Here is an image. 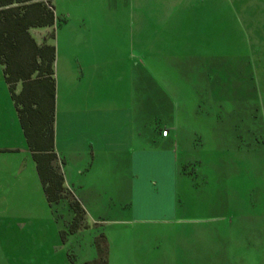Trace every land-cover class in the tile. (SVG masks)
I'll use <instances>...</instances> for the list:
<instances>
[{"label":"rangeland","instance_id":"374dc122","mask_svg":"<svg viewBox=\"0 0 264 264\" xmlns=\"http://www.w3.org/2000/svg\"><path fill=\"white\" fill-rule=\"evenodd\" d=\"M92 1L89 8L96 21L116 15L108 11L112 0ZM258 1L262 3L255 7L237 3L243 34L237 35L235 52L243 58L229 55L183 63L174 57L151 59L152 75L176 105L178 149L184 171L191 175L186 178L189 193L180 194L183 208L171 211L166 205L162 213L163 208H155L152 215H134L118 203L100 201L92 217L109 220L105 232L113 250L111 264H137V258L150 257H155L150 264H157L160 256L165 264L194 262L197 252H203L204 264H264V0ZM41 31L33 29L32 37L39 40ZM198 65L204 68L196 73L192 68ZM205 79L216 81L213 99L207 88L202 98L196 93L195 84ZM140 81L143 98L147 91ZM145 106L161 119L169 111L160 103ZM152 122L145 118L140 126L149 132ZM26 143L0 64V264H72L69 255L78 264L94 262L103 232L93 226L62 240L60 231L68 229L51 216ZM73 178L80 180L77 171ZM146 223L171 224L172 230L138 234L129 231L131 226L124 228ZM101 243L108 260V242Z\"/></svg>","mask_w":264,"mask_h":264},{"label":"crops","instance_id":"0c3cea01","mask_svg":"<svg viewBox=\"0 0 264 264\" xmlns=\"http://www.w3.org/2000/svg\"><path fill=\"white\" fill-rule=\"evenodd\" d=\"M65 1L51 0L55 25L41 28L39 40L34 39L42 44L45 37L55 33L47 41L56 50L55 151L65 188L85 209L88 230L99 227L97 232H103L107 238L108 264H111L113 250L105 232L109 220L92 217V210L101 206L100 201L106 199L134 215H146L155 213V208H163L158 209L162 213L166 205V210L171 211L183 208L180 194L182 190L189 193L186 178L191 175L184 171L186 163L178 149L176 105L172 95L152 75L150 62L156 56L178 58L181 63L182 59L209 62L229 55L243 58L241 52H235L237 35L243 34L241 21L236 17L237 3L244 8L262 2L112 0L108 11H115L116 15L107 17V21H96L89 8L92 0L83 3L68 0L67 5L63 4ZM60 6L64 9L60 10ZM117 15L120 17H114ZM203 68L198 65L192 69L197 73ZM2 69L4 72L3 66ZM141 78L144 92L147 91L143 98ZM215 83L206 79L197 82L194 86L197 95L202 98L207 93L215 98ZM19 86L18 93L22 88ZM206 88L210 92L205 93ZM147 103L166 105L169 110L166 118L150 114ZM145 118L153 121L148 125L149 132L140 126ZM157 120L164 121L157 123ZM163 130H169L166 137ZM26 148L29 150L28 144ZM75 171L80 180H74ZM49 210L67 229L73 217L67 202L62 201L53 209L49 206ZM124 228L138 234L167 233L172 225L146 223ZM153 258H137L135 263L150 264ZM159 258L157 264L166 263L164 258ZM204 258L203 252H197L194 262L182 259L176 263L204 264L207 261Z\"/></svg>","mask_w":264,"mask_h":264},{"label":"trees","instance_id":"16d2710c","mask_svg":"<svg viewBox=\"0 0 264 264\" xmlns=\"http://www.w3.org/2000/svg\"><path fill=\"white\" fill-rule=\"evenodd\" d=\"M55 7L51 0H0V64L5 81L37 167L44 194L50 208L66 201L73 217L67 231H61L65 242L68 235L87 230L86 212L75 196L65 188L64 176L55 151V47L48 44L55 33L38 44L32 29L53 28ZM21 91L18 93V85ZM97 244L98 259L85 264H108L102 243ZM72 264H78L69 255Z\"/></svg>","mask_w":264,"mask_h":264},{"label":"built area","instance_id":"2783aa9c","mask_svg":"<svg viewBox=\"0 0 264 264\" xmlns=\"http://www.w3.org/2000/svg\"><path fill=\"white\" fill-rule=\"evenodd\" d=\"M162 135H163L164 137H166V136L168 135V131H166V130L163 131V132H162Z\"/></svg>","mask_w":264,"mask_h":264}]
</instances>
